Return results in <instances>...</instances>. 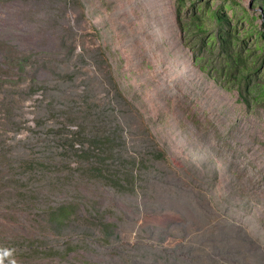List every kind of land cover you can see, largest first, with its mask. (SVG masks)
<instances>
[{
	"label": "rangeland",
	"instance_id": "rangeland-1",
	"mask_svg": "<svg viewBox=\"0 0 264 264\" xmlns=\"http://www.w3.org/2000/svg\"><path fill=\"white\" fill-rule=\"evenodd\" d=\"M69 1L66 13L77 37L72 56L60 46L68 24L62 20L64 27L52 26L60 12L51 10L50 2H0V41L52 57L37 78L60 89L31 96L25 88H13L18 125L3 138L17 154L38 150L35 143L44 132L33 134L29 127L44 130L36 121L48 117L41 103L49 94L64 99L87 95L89 101L111 102L121 110L130 150L138 153L142 142L152 143L151 136L173 171L154 162L147 190L138 196L99 183L81 185L85 207L93 204L114 224L111 241L89 240L87 250L64 258L34 257L27 264H264V101L246 103L236 90L223 87L227 79L217 50L210 52L211 65L208 58L196 57L188 42L194 45L197 33L184 32L178 0ZM261 2L183 0L182 16L186 22L194 10L204 28L217 33L208 16L223 14L236 51L257 70L254 80H264ZM3 55L0 70L9 73ZM53 70L68 77L59 79ZM109 73L126 104L106 81ZM12 74L18 80L16 71ZM57 121L50 118L48 125ZM66 189H57L53 198H65ZM39 235L52 240L56 250L64 249L59 245L63 237L43 229L40 212L0 204V238Z\"/></svg>",
	"mask_w": 264,
	"mask_h": 264
},
{
	"label": "trees",
	"instance_id": "trees-1",
	"mask_svg": "<svg viewBox=\"0 0 264 264\" xmlns=\"http://www.w3.org/2000/svg\"><path fill=\"white\" fill-rule=\"evenodd\" d=\"M8 1L12 0H0L1 3ZM47 1L52 5L51 10L60 12L58 20L53 19L52 26H62V20L68 24L60 36V46L67 49L72 56L76 50L77 37L70 27V18L66 13L70 1ZM182 1L178 0L177 18L184 32L192 30L197 33L196 39H192L197 42L194 45L188 42L197 53L196 57L200 61L208 58L207 63L211 65L214 59H209L210 52L217 50V58L222 63L223 74L227 79L222 80L223 87L236 90L246 103L251 99L263 102L264 80H254L253 75L257 70L255 66L249 68L247 59H243L241 53L236 51L238 43L235 36L225 30L223 14L214 11L208 16L218 27L217 33H211L204 28L202 18L194 10L189 12V19L184 22L186 18L182 16ZM261 1V17L264 22V0ZM0 55H3L11 68L9 73L0 70V204L9 210L22 204L27 209L32 208L35 213L40 212L43 216V229L63 237L59 245L64 247L63 250H56L51 245L52 240L39 235L14 237L9 241L1 237L0 249H11L12 256L8 259H15L16 264H22L21 261L27 264L34 257L64 258L71 252L87 250V242L90 241L110 242L114 236V224L106 221L105 215L93 204L89 208L85 207L83 201L86 197L79 193L81 185L99 183L118 193L138 196L141 191L145 193L147 190V174L153 168L154 162H163L166 168L173 171L169 159L148 131L152 143L146 145L142 142L138 153L130 150L127 131L118 114H121V110L115 108L111 102L97 104L89 101V96L81 94L68 99L49 94L46 103H41L43 108H47L48 117L41 116L36 119L37 126H44V130L37 131L29 127L33 134L44 132L45 138L35 143L40 148L25 154L15 153L14 146L9 145L3 138V134L12 132L18 125V100L12 89L20 88L24 92L25 88L26 94L31 96L39 94L40 91L48 95L50 90L60 89L37 78L38 72L46 69L52 60L48 54L21 52L13 45L0 41ZM80 59L84 61L83 57ZM13 70L16 71L18 80L14 79ZM53 72L59 79L68 77L66 72ZM109 74V80L106 81L113 87L116 97L127 103L117 80ZM50 118H57V126L48 125ZM61 188H68L66 197L54 199L55 192ZM5 264H8V260H5Z\"/></svg>",
	"mask_w": 264,
	"mask_h": 264
},
{
	"label": "clouds",
	"instance_id": "clouds-1",
	"mask_svg": "<svg viewBox=\"0 0 264 264\" xmlns=\"http://www.w3.org/2000/svg\"><path fill=\"white\" fill-rule=\"evenodd\" d=\"M12 256V250L8 248L0 249V264H5V260H8V264H16L15 259H8Z\"/></svg>",
	"mask_w": 264,
	"mask_h": 264
}]
</instances>
